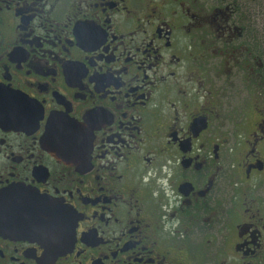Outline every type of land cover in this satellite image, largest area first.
<instances>
[{
  "label": "flooded vegetation",
  "instance_id": "1",
  "mask_svg": "<svg viewBox=\"0 0 264 264\" xmlns=\"http://www.w3.org/2000/svg\"><path fill=\"white\" fill-rule=\"evenodd\" d=\"M251 5L0 0V264H264Z\"/></svg>",
  "mask_w": 264,
  "mask_h": 264
},
{
  "label": "rangeland",
  "instance_id": "2",
  "mask_svg": "<svg viewBox=\"0 0 264 264\" xmlns=\"http://www.w3.org/2000/svg\"><path fill=\"white\" fill-rule=\"evenodd\" d=\"M253 2H254V6H258L259 9H260V7H262V8L264 7V1L263 0L262 1L261 0L260 1L259 0H247V10H248L249 4L253 5ZM252 5L250 8H252ZM253 10H254V8H253ZM262 25H263V32H264V14L262 17Z\"/></svg>",
  "mask_w": 264,
  "mask_h": 264
},
{
  "label": "trees",
  "instance_id": "3",
  "mask_svg": "<svg viewBox=\"0 0 264 264\" xmlns=\"http://www.w3.org/2000/svg\"><path fill=\"white\" fill-rule=\"evenodd\" d=\"M259 1H260V0H259ZM261 1H262V0H261ZM263 1H264V0H263ZM253 5H254V2H253ZM254 7H256V8H257L258 6H254ZM259 10H260V11H262V13H261V14H262V17H263V14H264V7H263V8H262V7H260V9H259Z\"/></svg>",
  "mask_w": 264,
  "mask_h": 264
}]
</instances>
